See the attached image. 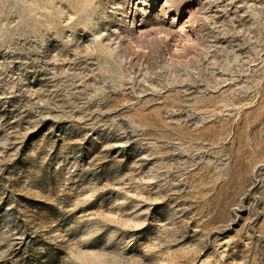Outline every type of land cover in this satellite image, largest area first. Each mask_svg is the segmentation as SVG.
I'll return each mask as SVG.
<instances>
[{
	"label": "rangeland",
	"instance_id": "374dc122",
	"mask_svg": "<svg viewBox=\"0 0 264 264\" xmlns=\"http://www.w3.org/2000/svg\"><path fill=\"white\" fill-rule=\"evenodd\" d=\"M0 264H264V0H0Z\"/></svg>",
	"mask_w": 264,
	"mask_h": 264
}]
</instances>
